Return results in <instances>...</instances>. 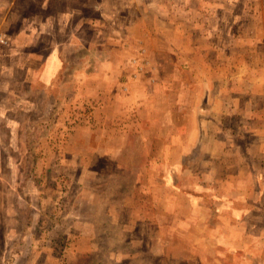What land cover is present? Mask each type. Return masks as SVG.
Returning a JSON list of instances; mask_svg holds the SVG:
<instances>
[{
    "label": "rangeland",
    "instance_id": "rangeland-1",
    "mask_svg": "<svg viewBox=\"0 0 264 264\" xmlns=\"http://www.w3.org/2000/svg\"><path fill=\"white\" fill-rule=\"evenodd\" d=\"M0 1V264H264V0Z\"/></svg>",
    "mask_w": 264,
    "mask_h": 264
},
{
    "label": "crops",
    "instance_id": "crops-1",
    "mask_svg": "<svg viewBox=\"0 0 264 264\" xmlns=\"http://www.w3.org/2000/svg\"><path fill=\"white\" fill-rule=\"evenodd\" d=\"M27 1L29 2L31 0H24V1L23 0H11L9 3H7L6 6H8L9 9L6 12L7 14L2 17V21L8 20V15L13 14L15 18L17 17V19L23 23L22 29L26 28L27 30L35 31L39 36H42L43 33L45 34L47 31L48 32L50 31V27L48 26L50 22L56 21L58 25L60 24L59 27L61 28L62 23L65 24L66 21H67L66 23L68 22L71 23V21H73L74 13H71L73 15H70V13L63 8L61 9L58 8L54 10L53 6L56 5V2H57L56 0H37L38 4L41 7V10L44 13L43 14L44 16H40V13L29 8L30 3H28ZM66 3H67V0H60L61 6H65ZM3 4H6V2L2 3L0 1V7H2ZM101 4H103V1ZM82 5L83 3H81V6ZM84 5H87V4L84 3ZM17 7H22V8L19 9L18 12H13L14 9H16ZM49 8H52L50 13L48 11ZM56 45L58 46V43H55V41L52 40V44L50 47L52 46L55 47ZM59 52H60V49H58L57 47V48L52 49L50 53L58 54ZM55 59H56L55 55L54 56L52 55V57H48V63L49 64L52 63V65L48 69H47L48 67L47 66L45 69V73L42 76V79L44 80V82H48L50 78L53 76L51 69H54L57 66L56 65L57 61Z\"/></svg>",
    "mask_w": 264,
    "mask_h": 264
}]
</instances>
